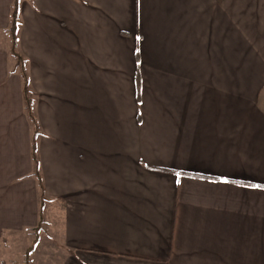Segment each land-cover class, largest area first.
I'll return each mask as SVG.
<instances>
[{"label": "crops", "instance_id": "crops-1", "mask_svg": "<svg viewBox=\"0 0 264 264\" xmlns=\"http://www.w3.org/2000/svg\"><path fill=\"white\" fill-rule=\"evenodd\" d=\"M13 3L0 0V263L44 230L62 264H264V0L21 2L36 138Z\"/></svg>", "mask_w": 264, "mask_h": 264}, {"label": "rangeland", "instance_id": "rangeland-1", "mask_svg": "<svg viewBox=\"0 0 264 264\" xmlns=\"http://www.w3.org/2000/svg\"><path fill=\"white\" fill-rule=\"evenodd\" d=\"M24 1L28 3V0H21V2H24ZM20 7H21V4H20ZM12 13H13V10L11 11V15H12ZM19 22H20V19H19ZM18 30H19V25H18ZM10 37H11V34H10ZM18 39H19V32H18ZM11 45H12V43H11ZM14 57L15 58L20 57L23 62L24 61L26 62L27 58H25L23 53H20L19 42H18V46H17V50H16V56H14ZM16 60H17V58H16ZM18 66L19 65H18V60H17V70H19L21 78H22L21 68H19ZM25 73H26V75L29 79V82H30V88H29L30 94L28 95L27 98H29L33 104V109L31 111V114H28L26 110H25V113H26L27 117L29 118V120L31 119L30 122L32 121L35 124V125H33L31 122V126H32L33 131H34V135L35 134L39 135L38 132L40 130V125H39L38 120H37V114L34 112V109L36 107L35 91L33 89V86H32V83H31V80L29 77V69H28L27 63H26V72ZM22 84H23V92H24L23 78H22ZM23 98H24V94H23ZM24 104H25V101H24ZM40 200H41V207H45L44 203L46 202V199L43 198V201H42V199H40ZM45 205H46V203H45ZM44 214L45 213H43V215ZM21 238L22 239H19L20 245H19V247H17V249L19 251H21V253H22L21 256H23V257L13 258L14 261H12V260L9 261L8 259H6L4 261V264H62L63 258H61L62 257L61 249L57 247V244L55 241L51 240L52 237L47 236V234L44 230H39L35 234V236L31 238L33 241L32 244L29 243V238H26L25 234L22 235ZM36 239H39L40 243H38V240L34 241Z\"/></svg>", "mask_w": 264, "mask_h": 264}, {"label": "trees", "instance_id": "trees-1", "mask_svg": "<svg viewBox=\"0 0 264 264\" xmlns=\"http://www.w3.org/2000/svg\"><path fill=\"white\" fill-rule=\"evenodd\" d=\"M20 2H21V0H15L14 1L13 7H12L13 13L11 15V24H10V28H9V32L11 34V41H12V53L14 56H16V50H17V46H18V42H19L18 25H19V19H20ZM16 58L18 60V65H19L18 67L21 68V74H22V78H23V82H24L23 94H24V101H25V110L27 111L28 114H31V111L33 109V104H32V101L29 98H27L28 95L30 94V89H29L30 88V82H29V79L25 73L27 62H25V61L23 62L20 57H16ZM32 124L35 125L33 122H32ZM36 135L37 134H35V137H36ZM33 160H34L35 166L38 170L39 163H38V158H37L36 139H34V141H33ZM41 198L43 201V198H44L43 194L41 195ZM42 222H43V219L41 220V223Z\"/></svg>", "mask_w": 264, "mask_h": 264}]
</instances>
